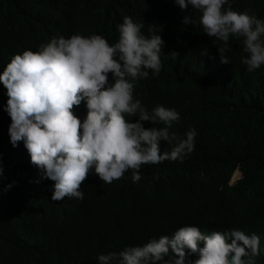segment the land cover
Returning a JSON list of instances; mask_svg holds the SVG:
<instances>
[{"label":"trees","instance_id":"16d2710c","mask_svg":"<svg viewBox=\"0 0 264 264\" xmlns=\"http://www.w3.org/2000/svg\"><path fill=\"white\" fill-rule=\"evenodd\" d=\"M230 6L264 21V0H231ZM126 15L142 25V33L151 27L164 41L161 71L154 76L149 69L133 96L148 110L174 107L180 118L170 130L183 136L195 129L193 150L183 161L143 164L136 182L131 170L111 183L97 177L81 188L83 199L52 200L48 178L29 194L30 155L22 141L13 146L9 140L8 97L0 82V264H97L98 254L194 222L255 230L262 238L255 261L264 264V66L246 71L243 37L229 41V62L220 63L218 46L189 42L201 13L174 0H0V71L13 54L36 50L53 36L96 33L113 43ZM185 15L192 22L184 23ZM208 60L215 63L210 70ZM73 111L83 117L84 102ZM171 147L161 141L160 151ZM238 166L243 175L230 185ZM19 245L26 259L16 255Z\"/></svg>","mask_w":264,"mask_h":264},{"label":"clouds","instance_id":"9594fccd","mask_svg":"<svg viewBox=\"0 0 264 264\" xmlns=\"http://www.w3.org/2000/svg\"><path fill=\"white\" fill-rule=\"evenodd\" d=\"M174 3L201 13L202 27L197 33L221 41L216 44L220 63L229 62L230 38L243 37L246 55L240 59L246 71L252 73L264 66V21L254 13L233 10L231 0ZM183 20L192 22L187 15ZM141 28L126 15L117 25L118 39L113 43L96 33L53 36L36 50L13 54L0 71L8 97L4 107L11 118L9 140L13 146L22 141L32 163L27 165L32 184L29 194L48 178L54 181L52 200L83 199L81 188L88 181L93 183L96 176L111 183L131 170V179L136 182L143 164L183 161L193 150L195 129L186 130L183 136L170 130L180 118L174 107L156 104L148 110L133 96L135 83L148 77L149 69L155 76L162 67L164 41L160 32L149 27L145 35ZM201 55L210 54L202 51ZM213 67L208 65L206 70ZM81 101L86 108L83 117L73 111ZM146 121L152 126L145 127ZM161 141L171 145V150L160 151ZM92 172L93 176L86 177ZM242 175L238 166L229 184ZM10 187L12 182L4 190ZM226 227L188 223L143 244L98 254L97 264H256L262 238L253 229ZM15 252L27 258L21 245Z\"/></svg>","mask_w":264,"mask_h":264},{"label":"bare ground","instance_id":"6f19581e","mask_svg":"<svg viewBox=\"0 0 264 264\" xmlns=\"http://www.w3.org/2000/svg\"><path fill=\"white\" fill-rule=\"evenodd\" d=\"M51 10H53V9H51ZM197 21V20H196ZM197 23L199 24V27H202V25L200 24V22L199 21H197ZM189 38H190V40H189V42L192 44V45H197V44H201V45H203V46H214L215 47V45L216 44H219V43H221V41H218V40H216V38L215 37H203V36H201L200 34H195V37H193L192 36V34L191 35H189ZM230 40H234V39H230ZM217 46V45H216ZM188 66H192V64H188V63H186ZM207 65H210V66H214L215 65V63L213 62V61H211V60H208V62L206 63ZM24 171V170H23ZM89 174L91 175V176H93V172L92 173H88L87 175H86V177H88L89 176ZM97 177L98 176H96V178H95V180L97 179ZM40 179H42V176L40 175L39 176V178H38V180H40ZM51 182H54V181H52L51 179H49ZM94 180V181H95ZM88 183H89V181H88ZM36 185H38V183L36 182ZM29 196H27V198H28ZM26 198V199H27ZM63 198H65V199H67L68 197L67 196H65V197H63ZM74 198L75 197H72V198H70L71 199V201L72 200H74ZM62 202H66V201H62Z\"/></svg>","mask_w":264,"mask_h":264}]
</instances>
